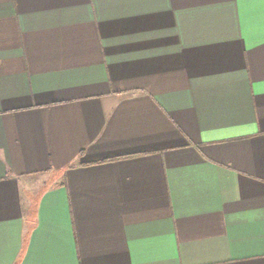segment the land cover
Wrapping results in <instances>:
<instances>
[{
  "label": "crops",
  "instance_id": "obj_1",
  "mask_svg": "<svg viewBox=\"0 0 264 264\" xmlns=\"http://www.w3.org/2000/svg\"><path fill=\"white\" fill-rule=\"evenodd\" d=\"M0 264H264V0H0Z\"/></svg>",
  "mask_w": 264,
  "mask_h": 264
}]
</instances>
